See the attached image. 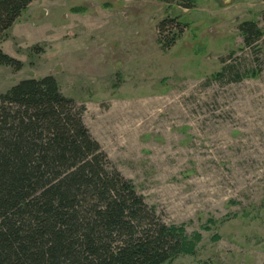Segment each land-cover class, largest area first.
Masks as SVG:
<instances>
[{
	"label": "rangeland",
	"instance_id": "rangeland-1",
	"mask_svg": "<svg viewBox=\"0 0 264 264\" xmlns=\"http://www.w3.org/2000/svg\"><path fill=\"white\" fill-rule=\"evenodd\" d=\"M184 1L30 0L0 93L52 75L84 105L112 165L193 242L173 264H264V0ZM164 19L187 23L169 48ZM244 21L263 33L250 45Z\"/></svg>",
	"mask_w": 264,
	"mask_h": 264
},
{
	"label": "trees",
	"instance_id": "trees-1",
	"mask_svg": "<svg viewBox=\"0 0 264 264\" xmlns=\"http://www.w3.org/2000/svg\"><path fill=\"white\" fill-rule=\"evenodd\" d=\"M29 3L0 0V64L13 71L23 64L1 43ZM186 26L162 20L158 42L169 48ZM239 28L246 45L263 35L255 21ZM84 110L52 75L0 93V264H173L192 254L183 228L165 223L112 165Z\"/></svg>",
	"mask_w": 264,
	"mask_h": 264
},
{
	"label": "water",
	"instance_id": "water-1",
	"mask_svg": "<svg viewBox=\"0 0 264 264\" xmlns=\"http://www.w3.org/2000/svg\"><path fill=\"white\" fill-rule=\"evenodd\" d=\"M222 3H225V4H228V3H230V2H232V1H234V0H220Z\"/></svg>",
	"mask_w": 264,
	"mask_h": 264
}]
</instances>
